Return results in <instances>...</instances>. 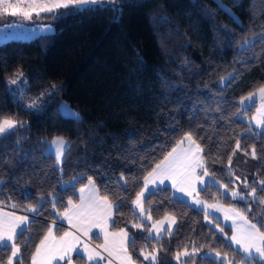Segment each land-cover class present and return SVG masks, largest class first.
<instances>
[{
    "label": "trees",
    "instance_id": "1",
    "mask_svg": "<svg viewBox=\"0 0 264 264\" xmlns=\"http://www.w3.org/2000/svg\"><path fill=\"white\" fill-rule=\"evenodd\" d=\"M117 8L64 9L52 20V33L0 43V117L24 123L23 129L0 138V206L29 217L17 238L19 260L30 264L56 220L54 212L66 210L69 200L76 202L78 190L91 178L97 194L118 206L109 227L132 236L127 251L136 264L152 250L158 264H219L216 252L243 264L226 239L230 228L218 221L210 225L201 210L174 198L170 188H157L142 202L151 221L166 215L177 220L172 233L165 231L158 239L147 237L148 223L138 217L132 201L148 172L191 133L203 148L208 177L228 185L225 196V188L207 183L198 191L201 200L240 210L264 230V205L247 195L255 186L257 201L264 199L259 191L264 129L247 133L244 118L255 106L242 110L239 105L264 85V40L240 47L264 34V0H121ZM17 70L31 95L57 86L43 95L39 110L22 109L11 98L6 78ZM60 101L79 118L63 116ZM53 137L70 144L60 167L44 151ZM233 190L247 198L233 199ZM40 199L38 213L25 210ZM62 230L56 226V233ZM194 248L196 253L177 261L178 253L191 254ZM10 255V248L0 250V264Z\"/></svg>",
    "mask_w": 264,
    "mask_h": 264
},
{
    "label": "snow or ice",
    "instance_id": "2",
    "mask_svg": "<svg viewBox=\"0 0 264 264\" xmlns=\"http://www.w3.org/2000/svg\"><path fill=\"white\" fill-rule=\"evenodd\" d=\"M121 3V0H52L51 3L40 2V0H32L28 5V11L20 8L19 4L8 3V0H0V12L7 13L11 8L20 9L21 14L25 19H32V13L34 12L37 17L40 13H57L59 9H69L76 8L77 6L83 5H98L104 7L106 4L111 6L113 11H118L117 5ZM227 11V9H225ZM12 15H16V12H12ZM233 19H235L233 17ZM51 31V29H49ZM264 40V34L254 37L251 40H245L241 44V49H247L253 47L258 41ZM22 75V74H21ZM19 77L10 80V84H17ZM234 79V77H229V80ZM21 83H23L21 81ZM56 85H52L51 89H46L44 95L50 91L56 89ZM11 91V90H10ZM259 96L262 103L261 107L257 109V112L264 116V85L258 87L256 92L249 93L247 97L241 99L240 104L244 106L245 104H250L254 102L256 96ZM37 100H33L27 109H35L37 106ZM243 110V108H242ZM76 118H79L76 114H72ZM256 120L255 117L252 118ZM256 127L264 129V119L256 121ZM24 123L13 118V117H0V138H5L11 136L18 129H23ZM264 134V133H261ZM187 142V147L184 146ZM19 144L20 142L17 141ZM51 144L55 146V160L56 163L62 164L66 151L70 149V144L63 137H55L51 141ZM237 147H239V142H237ZM203 153V148L193 139L191 133H186L185 136L178 141L176 147L164 156L162 160L156 163L155 167L144 177V186L139 192L136 193L135 200L132 201L133 205L141 209V215L144 214V209L142 202L147 199L148 194H154V189L157 187V181L159 184H164L165 181H171L172 187L176 191L183 192L186 196L191 197L194 192L197 191V185L207 186L206 177L209 176L206 163L201 155ZM253 158H256L255 149L252 151ZM229 163H231V158H229ZM202 170L203 174L200 175ZM123 179V177L121 178ZM150 185L152 187H150ZM245 187H249L248 182L244 181ZM89 189V196L86 198L85 188H81V203L79 205H74L71 200H69L70 208L66 209L65 212L59 213L67 219L69 222L72 221V216L77 217H93L95 223L92 224L93 227H101L102 231H105L107 226V219L111 212L116 209L118 206L112 204L109 201L107 196L100 197L97 195L95 190L94 182L89 178V184L86 186ZM220 187L225 188L226 191L224 195H227L228 185L221 184ZM257 191L258 189L255 186H252V191L248 193V196H251L254 202H258L261 205H264V199H259L257 201ZM259 191L264 192V181H261V188ZM232 198L244 201L247 197L241 195L238 191L233 190ZM192 203L194 205L200 206L203 202L193 197ZM55 206V205H54ZM16 207V205H12ZM43 207V199L37 203L36 206H29L25 210L31 213H38ZM213 208L219 210L218 205L216 204H203V211L205 220L208 223H212V220L209 219L208 209ZM251 211V209H248ZM228 213H233L234 215H229ZM151 219V216L148 217ZM225 221L231 219L232 224V236L230 237L231 245H236L237 253L242 254L241 259L243 264H249L250 261H254L255 264H264V230L261 227H258L256 223H250L248 219L243 215L240 210L237 209H228L225 212L224 216ZM239 219L243 221L242 224L237 225L236 220ZM165 220H171V223L167 224V227L164 229L169 234L173 231V226L177 223L176 218L166 216ZM103 221V223H101ZM29 223L28 216H15L11 213L0 212V250H7L10 248L11 255L8 257L7 264H23L19 260V254L21 248L17 243V238L23 236L25 231V225ZM165 221L161 220L152 225V228L155 229L156 233H161L162 226ZM133 227H140L139 224H134ZM216 228L223 232L224 229L217 223ZM151 232V229H149ZM113 237V241L109 242V233L105 231V244L104 249L108 252L109 256L116 253H123V260L127 261V264H132V257L128 255L126 248V243L129 240L128 233L121 229L119 233L110 234ZM116 238H119L118 240ZM75 241V243H73ZM79 243L78 237L74 236L70 232H64L63 236L57 239L53 235V228L49 227L44 238L40 241L39 245L36 246L35 251L31 257V264H52L53 260L57 261L58 264L60 261H65V264H72L73 256L83 259L82 254L76 248V244ZM229 245V247H231ZM87 250V246H85ZM197 252V249H193V253H189L186 250L178 253L176 256L177 261L180 260L181 256H190ZM99 253H90L88 255L89 261H95L96 264H99ZM216 259L219 261V264H235V259H229L228 254L225 252L221 255L220 252L215 253ZM102 259V257H100ZM145 259L148 260L149 256H145ZM152 264H158L157 256L155 253L151 256Z\"/></svg>",
    "mask_w": 264,
    "mask_h": 264
},
{
    "label": "rangeland",
    "instance_id": "3",
    "mask_svg": "<svg viewBox=\"0 0 264 264\" xmlns=\"http://www.w3.org/2000/svg\"><path fill=\"white\" fill-rule=\"evenodd\" d=\"M31 2H32V0H11V1L8 0V3L19 4L20 8H22L25 11L29 10L28 9V5ZM40 2L51 3L52 0H40ZM89 5H91V4H89ZM89 5H83V6H77V7L78 8H82V7L89 6ZM63 10L64 9H59V10H57V13H55V14L54 13H40L39 17H37L35 15V13L33 12L32 13V19H25L24 16L21 14L20 9H18V8H11V9L8 10L7 13L0 12V43L5 42L7 40H12V39L31 40V39H33L35 37L42 36V35H45V34H48V33H52L54 31V25L52 23L53 22L52 20H54L56 15L59 12L63 11ZM12 12H16L17 14L16 15H12L11 14ZM49 29H51V31H49ZM17 77H19L17 84L13 85V84L9 83L10 80L15 79ZM227 78L228 77H224V78H221L220 80H218V85L219 86H223L225 84ZM21 81L23 83H21ZM6 86L8 88V91H9V94H10L11 98L14 101H16L21 106L22 109L29 110V111H37V110H39L41 108L40 107V103L42 102V99H43L44 96L41 95V94L37 95V96L30 94L29 87H28V82H27L26 78L23 75H21V72L19 70H17L14 74H12L8 78H6ZM254 92H256V91H254ZM248 95H246L244 97H247ZM37 98H39V99L37 101L36 108L35 109H27V105H29L33 100H37ZM241 99L239 100V105H240L241 109L243 108V110H245L247 108L255 106L254 113L249 118H244V117H242V115L239 116L240 118H244L247 121V123L250 125V128H248L246 130V132L247 133H252L254 131L255 132H259L261 130V128H257L256 127V121L264 119V116H262L260 113L257 112V109L261 107V103H262L260 97L257 95L254 102H251L250 104H245L244 106H242L240 104ZM58 108H59V112L63 116H66V117H69V118H73V119H78V118H76L75 116L72 115V114H76L79 117L78 112L76 110H74L73 108H71L68 105V103L65 102V101H60L59 104H58ZM253 117H255L256 120H253L252 119ZM53 138H55V137H53ZM53 138L48 140V141H46L44 151L46 153H51L53 155V157L55 158V146L51 144V141L53 140ZM55 162H56V160H55ZM60 165L61 164L58 165L56 163L57 167H60ZM201 172H202V170L200 171V173ZM207 183L214 184V185H217L218 187H220V184H218L214 179H210L209 178V181ZM67 185H69V184L68 183H63L62 187H65ZM203 187H205V185L201 186V188H203ZM0 188H1V182H0ZM199 190L194 192V194L191 197H186L187 201L192 203L193 197L198 198V199L201 200V198H200V196L198 194ZM39 201H41V199ZM201 201H203V200H201ZM204 203L205 204H212V203L205 202V201H204ZM214 203L216 204V202H214ZM73 204H75V203L73 202ZM75 205H79V204H75ZM192 206L194 208H196V209H200V206L194 205L193 203H192ZM226 207H228V206H226ZM69 208H70V205H69V202H68L67 209H69ZM208 211H209L210 214H213V215L217 214L218 215L217 217H214V216L211 217L209 215V219L212 220V224H210V225L215 226L214 225L215 224L214 221H216L217 219L220 220V217H221L224 220L222 225L228 226L231 229L230 233L228 235H226L227 241L229 243H231L230 237L233 234L232 233L233 221L231 219L225 221V219H224L225 214L224 213H219L218 211H215V210H213L211 208L208 209ZM112 212L108 216V219H107V222H106L107 226H106V229H105V231L107 233H109L110 246H111V242L113 241V237L110 234L119 233L120 232V230H108V225H110L111 221H112ZM136 212L138 214V217L142 221H145V222L148 223L147 237H150V238H154V239L160 238L164 234V232H165L164 229L167 227V224L171 223V220H165V217L169 216V215H166L162 219V220L165 221V223L162 226L161 233L158 236V234L156 233L155 229L152 228V225L154 223H156V222H152L151 219H148L149 215H147L145 212H144L143 215H141V209L140 208H137ZM54 214H55L56 218L59 216L56 212H54ZM228 214H230V213H228ZM59 217H58L59 220H61V221L62 220H66L67 222H69V219H67V218H65L63 216L61 218H59ZM169 217H172V216H169ZM95 222H96L95 219L93 217H91V216L84 217V218L77 217V216H72V221H71V223L69 222L72 225H75V226H78V227L80 226V228H82V230L88 235L86 240L95 248V250H92L88 246H87V250H86L85 246H81V247L78 248L79 252L83 256L84 264H96L95 261H89L88 260V255L90 253H98V252L102 254V256H101V254H99V257H97V259L99 260V264H117L118 262H120L121 264H124V261L122 259V257H123V253L122 252L116 253L114 251V254L112 256H109L108 252L105 251V249H104L105 231H102L101 227H93L92 224L95 223ZM57 223H59V221H57ZM101 223H103V221H101ZM236 223H237V225H240V224L243 223V221L237 219ZM81 224H83L84 227H82L83 225L81 226ZM52 225L55 226V228L57 226L56 223H52L51 226ZM174 226H173V228H174ZM92 229H93V232H95V234H96V236L98 238V240L94 242L95 244L93 242H91L92 238H91V235H89V234H91ZM149 229H151V232L149 231ZM128 237H129V240L127 241V243L125 245L126 248H127V244L131 240L132 236L128 233ZM116 239L118 240L119 238H116ZM232 246L235 249L238 248V246H236V245H232ZM153 253L156 254L155 250L142 253V262H141V264H146V263L152 264L151 256H152ZM146 255L149 256L148 260L145 259ZM72 256H73L72 264H78L76 262L75 253L72 254ZM100 257H102V259ZM6 264H7V262H6ZM55 264H58V262L55 263ZM59 264H65V261H60ZM134 264H136V263L134 262ZM237 264H240V263H237Z\"/></svg>",
    "mask_w": 264,
    "mask_h": 264
},
{
    "label": "crops",
    "instance_id": "4",
    "mask_svg": "<svg viewBox=\"0 0 264 264\" xmlns=\"http://www.w3.org/2000/svg\"><path fill=\"white\" fill-rule=\"evenodd\" d=\"M11 1V0H10ZM184 146L185 147H187L188 145H187V142H185V144H184ZM201 175L203 174V172H201L200 173ZM206 180H207V182L209 181V177L207 178H205ZM87 184H89V183H87ZM87 184L85 185V186H83L82 188H85V193H84V195H85V197L87 198L88 196H89V189L86 187L87 186ZM143 186H144V179H143ZM143 186H142V188H143ZM201 186L202 185H200V184H198L197 185V190H199V189H201ZM150 187H152L151 185H150ZM160 187H168V188H170V190H171V192H172V195L174 196V198H176V199H178V200H181V201H184V202H186V203H188V204H190L191 206H192V203H190V202H188L187 201V198L186 197H189V196H186L183 192H179V191H176V189H174L173 187H172V183H171V181H165V183L164 184H159V182L157 181V187L155 188V189H157V188H160ZM81 189V188H80ZM80 189L78 190V200L76 201V202H74L75 204H80V202H81V192H80ZM154 189V190H155ZM96 190V189H95ZM97 193V192H96ZM194 194V193H193ZM192 194V195H193ZM98 195V194H97ZM99 196V195H98ZM203 202V204H205L204 203V201H202ZM74 204V205H75ZM212 204H215V203H212ZM216 205H218V207H219V210H217V209H213V208H211V209H213V210H215V211H218L219 213H224L225 214V212L228 210V209H231L230 207H226V206H222V205H220V204H218V203H216ZM132 207L137 211V207L135 206V205H133L132 204ZM67 209V208H66ZM199 210H201L203 213H204V211H203V205H200V209ZM0 212H3V213H11V214H14L15 216H26V215H21V214H17V213H14V212H12L11 210H7V209H5V208H3V207H1L0 206ZM63 212H65V210L63 211ZM62 212V213H63ZM113 213V212H112ZM222 215V214H221ZM229 215H234L233 213H230ZM60 216V217H59ZM58 217L59 218H61L62 216L61 215H59ZM210 216L211 217H217L218 215L216 214V215H213V214H210ZM58 217L56 218V220H55V222L54 223H56V225H59V226H63V230L60 232V233H56V228H55V226H51L52 228H53V235L57 238V239H59V237H61V236H63V234H64V232H70V233H72L74 236H76V237H78V239H79V243H77L76 244V248L78 249L79 247H81V246H88V247H90L92 250H95V248L86 240L87 239V234L82 230V228H80V226L78 227V226H75V225H72V224H70L69 222H67L66 220H59L58 219ZM165 217V216H164ZM164 217H162V218H160V219H158V220H155V221H152V222H158V221H160V220H162ZM218 220V219H217ZM216 220V221H217ZM57 221H59V223H57ZM218 222H220V223H223L224 222V220L220 217V220H218ZM110 223V222H109ZM83 224H81V226H82ZM26 226L27 225H25V228H26ZM82 227H84V225L82 226ZM108 230H111L110 229V227H109V225H108ZM231 230V229H230ZM166 231V230H165ZM89 235H91V238H92V240H91V242H95V241H97L98 240V238H97V236H96V234H95V232H93V229H92V232H91V234H89ZM45 236V235H44ZM44 238V237H43ZM42 238V239H43ZM40 243V242H39ZM39 243H38V245H39ZM73 243H75V241H73ZM95 244V243H94ZM231 244V243H230ZM35 251V250H34ZM99 253V252H98ZM74 254V253H73ZM99 254H101V253H99ZM101 256H102V254H101ZM32 257V256H31ZM84 260V259H83ZM124 261V264H127V261L126 260H123ZM77 262V261H76ZM55 263H57V261H55V260H53V262H52V264H55ZM119 264H121L120 262H118ZM117 263V264H118ZM30 264H31V259H30ZM78 264H80V263H78ZM132 264H134V262L132 261Z\"/></svg>",
    "mask_w": 264,
    "mask_h": 264
}]
</instances>
